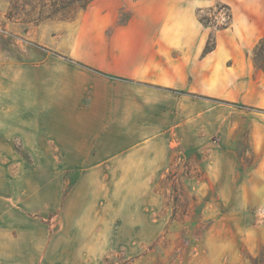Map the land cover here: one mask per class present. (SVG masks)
I'll return each instance as SVG.
<instances>
[{
    "label": "crops",
    "instance_id": "0c3cea01",
    "mask_svg": "<svg viewBox=\"0 0 264 264\" xmlns=\"http://www.w3.org/2000/svg\"><path fill=\"white\" fill-rule=\"evenodd\" d=\"M215 1L232 21L203 56L209 28L195 12ZM263 35L264 0H94L47 43L59 55L0 65V157L29 156L31 173H121V187L148 195L171 150L199 144V102L257 91L246 45ZM256 100L264 108V90ZM0 188V264H39L38 204L58 195L39 192L37 175Z\"/></svg>",
    "mask_w": 264,
    "mask_h": 264
},
{
    "label": "rangeland",
    "instance_id": "374dc122",
    "mask_svg": "<svg viewBox=\"0 0 264 264\" xmlns=\"http://www.w3.org/2000/svg\"><path fill=\"white\" fill-rule=\"evenodd\" d=\"M223 5L215 1L195 12L209 24L210 44L216 27L228 22ZM38 13L35 2L0 0V65L38 64L59 55L47 43L64 33L67 22H30ZM131 13L121 8L118 22ZM259 44L264 50V35L246 45L252 47L247 55L257 91L248 92L245 103L199 102V144L174 147L148 195L121 187V173H31L29 156L0 157V181L37 175L39 192L58 195V202L38 204L39 243H45L44 249L39 244V264H249L259 257L264 245V108L255 104L262 98L264 71L253 62ZM80 176L81 186L74 188ZM72 189L75 197L68 199Z\"/></svg>",
    "mask_w": 264,
    "mask_h": 264
},
{
    "label": "trees",
    "instance_id": "16d2710c",
    "mask_svg": "<svg viewBox=\"0 0 264 264\" xmlns=\"http://www.w3.org/2000/svg\"><path fill=\"white\" fill-rule=\"evenodd\" d=\"M35 2V9L38 7L39 13L36 18L30 19V22L41 23L44 21H60V22H72L77 16L83 12L91 2L94 0H27ZM224 8L229 12L228 22L221 27H216V30H224L228 28L232 21V14L230 7L223 5ZM45 14V15H44ZM199 22L205 26L209 27V24L203 22L199 19ZM211 37V36H210ZM212 44L210 40L206 41L205 47L203 49V56L209 54L215 49V36L211 37ZM253 62L255 67L261 71H264V50L262 49V44H259V49L254 54ZM249 264H264V245L261 249L259 257L250 260Z\"/></svg>",
    "mask_w": 264,
    "mask_h": 264
}]
</instances>
